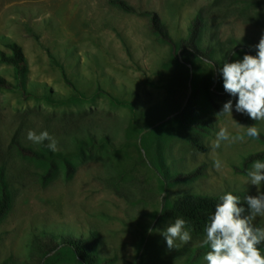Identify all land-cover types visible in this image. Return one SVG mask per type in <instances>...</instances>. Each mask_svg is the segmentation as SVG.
<instances>
[{"label":"rangeland","instance_id":"374dc122","mask_svg":"<svg viewBox=\"0 0 264 264\" xmlns=\"http://www.w3.org/2000/svg\"><path fill=\"white\" fill-rule=\"evenodd\" d=\"M124 1L157 12L175 41L186 38L199 16L196 45L208 58H200L191 74L150 30L147 14L125 12L110 0H0V50L8 53L11 42L21 46L30 93L0 90V170L10 192V209L0 221V264H28L35 235L61 241L91 233L107 264H207V246L200 247L206 224L187 221L191 242L167 248L161 233L177 218L158 216L163 196L169 205L184 194L231 192L243 202L264 192V183L249 182L252 166L237 170L264 143L246 135L247 116L235 112L237 98L223 90L219 74L232 50L240 51L239 59L245 51L256 54L264 0ZM0 76L15 83L13 68L1 61ZM73 90L86 100L45 101L67 100ZM228 100L232 115H219ZM196 121L205 124L197 128ZM255 125L264 135V122ZM222 128L230 139L217 147ZM29 130L58 141L56 152L70 155L69 176L57 162L45 178L49 162L19 152V146L47 147L48 141L27 140ZM156 143L171 174L196 168L199 174L163 189L146 160L148 144ZM254 224L264 228V217ZM197 249L203 250L194 258ZM55 264L76 262L68 256Z\"/></svg>","mask_w":264,"mask_h":264},{"label":"trees","instance_id":"16d2710c","mask_svg":"<svg viewBox=\"0 0 264 264\" xmlns=\"http://www.w3.org/2000/svg\"><path fill=\"white\" fill-rule=\"evenodd\" d=\"M110 2L118 6L121 10L128 13H139L148 15V24L150 30L157 34L158 37L168 42L171 45L172 52L176 59L187 66V69L192 74L195 70L196 62L200 58H208V54L205 51L199 49L196 45L197 35L199 28L201 26V20L195 17L190 22L188 33L186 38L180 40H173L165 24L161 21L159 15L155 11H139L134 6L128 4L124 0H110ZM9 49L8 53L0 50V61L10 65L14 71L15 83H12L0 76V90H16L20 92L24 97H29L30 93L26 90L25 77L27 71V63L20 45L15 42L7 44ZM239 50H232L229 54L228 62H232L239 59ZM247 54L248 52L245 51ZM215 70L217 71V65L215 64ZM74 91V95L67 100H53L49 97L45 98L47 103L53 104H64L67 101H84V98L79 92ZM190 102L188 100L187 104ZM182 111H180L181 114ZM177 116V115H175ZM248 126L255 124L256 121H252L250 118L246 117ZM199 124H205L203 121L194 122L193 126L198 128ZM144 133V132H143ZM143 133L141 134V143L143 138ZM103 139L107 140L103 136ZM259 140L264 143V135L261 134ZM192 146L198 147L200 150H205V147L191 142ZM142 145V144H141ZM148 150H150L149 157L146 153V160L148 164L157 173L163 189L168 187L170 184L187 181L196 177L199 174V168L190 170L184 173L171 174L162 158L161 152L158 149V144H148ZM19 152L28 158L43 159L49 162L48 171L45 173V178L52 175V169L55 167L57 162L64 163L66 166L67 176L73 171V166L69 160L70 155L62 152H52L48 147L42 146L40 150H35L27 148L24 146L18 147ZM80 155L83 156V150H80ZM256 160H264V149L253 152L245 156L238 171L245 173L252 166L253 162ZM10 192L8 190L7 183L4 179L2 170H0V221L6 215L10 209ZM225 194V193H223ZM207 196L202 194H184L178 196L171 204H167L164 196L162 198V205L158 212L159 217H172V218H183L194 225L207 224L209 217L214 211L215 205L219 203L220 197L223 195ZM233 194V193H232ZM235 195V194H234ZM258 227V226H257ZM33 248L35 254L33 259L28 262V264H55L57 261L66 259L68 256H73L76 264H107L108 260L102 259L97 254V238L95 234L91 233L86 237H66L57 241L53 235L41 234L35 235L33 238ZM260 248H264V243H261ZM200 250H195L193 257L200 255ZM206 250L209 249L206 247ZM200 251V252H199Z\"/></svg>","mask_w":264,"mask_h":264},{"label":"clouds","instance_id":"9594fccd","mask_svg":"<svg viewBox=\"0 0 264 264\" xmlns=\"http://www.w3.org/2000/svg\"><path fill=\"white\" fill-rule=\"evenodd\" d=\"M254 47L257 50L255 55L244 54L242 59L224 62L219 74L223 90L237 98L235 112L246 115L252 121L264 122V35ZM232 112L233 102L228 100L219 115H232ZM246 129L248 137L260 138L261 128L255 124ZM229 139L228 130L222 128L217 134L216 146L219 147L220 141ZM27 140L37 145L48 141L47 147L52 152L59 150L58 141L47 131L37 134L29 130ZM220 166L219 160L214 161L215 168ZM247 177L255 187L264 183V161H254ZM257 217H264V192H257L256 196L247 195L243 202L231 192L223 194L209 217L205 236L200 241L201 248L207 246L209 249L203 257L204 261L207 264H264V252L260 248L264 243V228L255 226ZM161 234L169 250L187 245L192 240L187 221L183 218L175 219Z\"/></svg>","mask_w":264,"mask_h":264}]
</instances>
